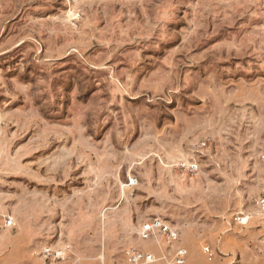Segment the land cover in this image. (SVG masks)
<instances>
[{"label": "rangeland", "instance_id": "374dc122", "mask_svg": "<svg viewBox=\"0 0 264 264\" xmlns=\"http://www.w3.org/2000/svg\"><path fill=\"white\" fill-rule=\"evenodd\" d=\"M263 193L264 0H0V247L193 264Z\"/></svg>", "mask_w": 264, "mask_h": 264}, {"label": "crops", "instance_id": "0c3cea01", "mask_svg": "<svg viewBox=\"0 0 264 264\" xmlns=\"http://www.w3.org/2000/svg\"><path fill=\"white\" fill-rule=\"evenodd\" d=\"M249 225L215 232L209 245L212 256H207L202 248H199L196 252L191 251V262L193 264H264V217L256 216ZM40 262L43 264V261ZM0 264H36V261L26 248L0 247Z\"/></svg>", "mask_w": 264, "mask_h": 264}, {"label": "built area", "instance_id": "2783aa9c", "mask_svg": "<svg viewBox=\"0 0 264 264\" xmlns=\"http://www.w3.org/2000/svg\"><path fill=\"white\" fill-rule=\"evenodd\" d=\"M190 168L192 171L198 170V165L195 163H191ZM136 181L131 180V185H136ZM257 211L254 214H239L235 218V222L237 225L244 227L249 225V223L253 220V218L258 216L264 217V193L258 199L257 203ZM2 227L5 229L14 228V221L11 217H6L2 222ZM140 237L144 240L150 239L154 236L162 235L167 237L170 241H177L179 239V232L176 228L171 226L169 223L157 218L148 223H145L139 233ZM66 250H58L51 247H47L44 250V256L47 261L55 262L60 261L66 255ZM188 250L185 248H179L177 250L176 259L173 262H165L163 264H189L188 263ZM143 259V255H138L136 260ZM145 261L147 263H155L157 260L153 258V256L145 257Z\"/></svg>", "mask_w": 264, "mask_h": 264}]
</instances>
